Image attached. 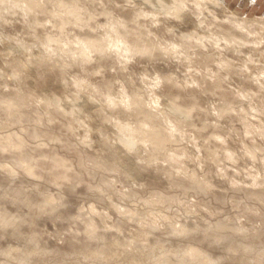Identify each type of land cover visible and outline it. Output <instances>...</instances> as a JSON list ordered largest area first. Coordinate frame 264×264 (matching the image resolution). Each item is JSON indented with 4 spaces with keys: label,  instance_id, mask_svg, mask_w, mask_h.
<instances>
[{
    "label": "clouds",
    "instance_id": "1",
    "mask_svg": "<svg viewBox=\"0 0 264 264\" xmlns=\"http://www.w3.org/2000/svg\"><path fill=\"white\" fill-rule=\"evenodd\" d=\"M0 264H264V0H0Z\"/></svg>",
    "mask_w": 264,
    "mask_h": 264
}]
</instances>
